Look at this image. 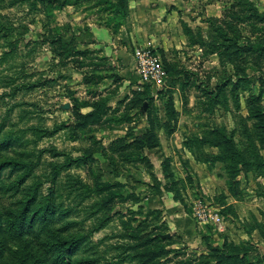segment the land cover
<instances>
[{"label": "rangeland", "instance_id": "1", "mask_svg": "<svg viewBox=\"0 0 264 264\" xmlns=\"http://www.w3.org/2000/svg\"><path fill=\"white\" fill-rule=\"evenodd\" d=\"M235 1L183 0L184 11L180 12L184 13V16L179 15L184 21H178L181 37H184L181 22L193 29L194 33L197 28L206 32V18L223 19L233 5L234 10L242 9L237 2L243 0ZM247 1L259 13H264V0ZM78 11L81 17L77 20L73 19V14L68 9L55 11L54 19H48L47 24L44 22V31L40 23L44 20L42 13L37 14L35 22L30 24L32 16H26L22 9L2 11L14 27L21 25L27 28H19L16 32L22 33L21 35L14 34L8 38L9 42L17 41V56L10 63L0 66V77H12L14 86L19 87L16 90L0 89V95L2 92L8 94L0 99V126H3V130H17L31 125L50 130L62 124L71 127L75 123L74 113L77 109L82 115L92 110L90 106L79 105H91L105 98L108 100L107 111L98 125L87 127L84 133L75 131L74 140H70L68 129L60 131L50 138L41 139L36 147L38 150H47L42 156L45 164L71 163L67 171L77 175L85 184L92 186L99 180L121 185L115 188L120 195L109 205L110 220L91 237L93 242L101 241L100 250L109 245L120 248L117 252L109 251L107 259L120 253L123 258L125 254L137 250L153 251L162 246L165 251L157 257L158 264H185L187 261L190 264H203L205 259L202 260V257H207L210 247H221L224 239L236 246L245 245L250 262L264 257V242L259 232L260 228L264 232V172L261 175L249 173L238 176L235 179V196H232L228 191V179L222 164H216L213 168L204 164L205 167L203 163L198 166L192 162L190 165L192 160L188 159L187 152L193 160L196 159L189 149L185 145L178 149L174 138L172 141H165L162 134L165 149L159 146V149L141 151L140 155H137L139 151L135 143L148 130V117H152L155 122L159 119L161 125L166 93L170 92L178 112L175 125V128H178L177 144L182 142L181 139L200 134L204 128L218 127L225 128L228 133L234 132V141L240 147L242 141L237 134V123L239 118H247L250 98L259 96L258 105L264 110V61L249 55L238 61L237 67L245 69L248 83L244 89L238 91L236 113H233L231 101L228 104L230 112H225L218 105L213 109V113H208L200 104L205 102L203 88L209 87L213 90L215 82H221L224 77L223 70L226 75L232 76V66L226 65L225 69H222L215 55L202 56L201 49L197 46L189 48L186 41V46L181 44L186 49L175 51L176 54L171 52L163 58L165 62H177L180 68L195 74L188 81L190 85L180 90L182 77L180 80L175 78L169 82L167 79L166 88L161 90L162 98L158 97V93L156 97L153 94L151 105H146V110L142 112V106L133 102L135 93L139 92L142 86L139 85L140 88L136 90L129 89L127 85L122 86L118 75L121 67L118 60L105 57L98 49H87L86 54L75 57L74 54L68 55L67 58L59 55L62 51H58L59 44L52 42L54 36L63 35L65 32L76 36L75 32H81L88 21L103 24L110 17L108 13H100V8L95 7L79 8ZM122 13L121 11L115 18L116 22L120 21ZM241 34L243 37H250L251 41L255 38L248 29L241 31ZM42 35L47 40L43 45L35 46L33 42ZM68 35L63 37V44L74 47V39ZM4 44L0 39V56L1 52L5 51ZM75 48L81 50L77 46ZM155 51L160 54L157 49ZM128 52H132L133 56L132 48H129ZM178 52L183 55L178 56ZM31 86L37 87L27 88ZM112 97L114 104L109 102ZM64 103L70 104L69 110L59 109L58 106ZM23 112L30 113L22 118L20 116ZM251 124L252 121L248 120L247 126ZM26 136L31 138L30 134ZM120 140L121 143L118 142ZM128 144H132V147H128L129 151L122 155L121 148ZM31 148L32 145H29L28 149ZM15 150L16 148L10 153ZM54 151L61 156L53 157ZM215 153V149L204 151L206 158ZM260 154L264 157L263 151ZM122 159L129 162L124 165ZM196 167L199 169L197 174L201 177L196 176ZM43 172L40 167L36 170L37 175ZM63 175L61 173V177ZM208 175L212 177L211 180H207ZM49 188L50 183L45 182L42 193L47 194ZM169 194L182 206L179 210H185L187 215V219L175 226L170 224V228V218L167 220L164 214V203L171 201L168 199ZM199 196L213 204L212 207L216 206L219 211L221 210L217 203L222 204L225 210H232L223 221L224 230L221 233L210 225H199L193 217L189 208ZM13 200L5 196L3 202L8 206ZM86 204L89 206V203ZM166 204L168 205V202ZM164 234H169L170 237L161 239L163 242H150L141 247L144 240H153ZM107 264L112 263L109 261Z\"/></svg>", "mask_w": 264, "mask_h": 264}, {"label": "trees", "instance_id": "2", "mask_svg": "<svg viewBox=\"0 0 264 264\" xmlns=\"http://www.w3.org/2000/svg\"><path fill=\"white\" fill-rule=\"evenodd\" d=\"M127 3L128 0H0V39L5 43V51L1 52L0 56V66L10 63L17 56V41L9 42L8 38L13 37L14 34L21 35L22 33L16 32L19 28L27 29L26 26L14 27L10 24L6 15L2 14L4 10L22 9L26 16H32L29 20L30 24L35 22L37 14L42 13L44 20L40 23L44 31L45 23L47 24L48 19H54L55 11L62 10L67 5L77 8L86 4L90 6L89 9L100 8V13H108L109 19L102 25L115 32L124 24L128 13ZM237 5L242 9L234 10L233 5L223 19L206 18L208 27L206 32L197 28L194 33L193 29L181 22L189 48L197 46L201 49L202 56L215 55L222 69H225L226 65L232 66V76L226 75L223 70L224 77L221 78V82L219 80L215 82L213 90L209 87L203 88L205 102L200 104L208 113H213V109L218 105L225 112H230L229 101L232 102L233 113H236L238 91L244 89L248 83L245 69L237 67L238 61L245 55L264 61V13H259L247 0L238 1ZM121 11L123 12L121 19L116 22L115 18ZM247 29L251 35L255 36L253 41L250 37L242 36L241 31ZM43 34L45 35V32ZM67 35L68 33L65 32L63 35L52 38L53 43L59 44L58 51H62L59 55L67 58L71 54L75 57L87 53V50L75 48L77 46L75 35H68L74 39V47L63 44L65 43L62 41L63 37ZM46 40L42 35L33 43L35 46L43 45ZM160 57L168 82L175 78L180 80L182 77L179 83L180 90L190 85L188 81L195 74L180 68L177 62H165L163 55ZM90 80L91 78L88 79ZM100 80L101 78L98 79ZM14 83L12 77H0V89L16 90L19 87L14 86ZM35 87L37 86L27 88ZM140 91L135 93L133 102H138L140 106L144 103L150 106L153 99L151 86L143 84ZM157 93L158 97L162 98V91ZM170 95V92L166 93L161 125H159V119L155 122L152 117H148V130L144 132L140 140L135 142L139 151L137 155H140L141 151H152L159 147L158 130H163L166 135L174 132L178 112ZM4 96L8 94L2 92L0 99ZM258 100L259 96L251 97L248 102L247 118L238 119L237 134L242 141L240 147L234 141V132L228 133L225 128L218 127L204 128L200 134L191 135L185 140L184 145L197 162L208 165V168H213L216 164L223 165L228 179V191L232 196H235L237 186L235 179L238 176L249 173L261 175L264 172V157L260 154L261 151L264 152V110L258 105ZM107 101L104 98L91 105H79V107L90 106L92 110L82 115L77 109L74 113L76 120L71 127L62 124L50 130L31 125L4 131L3 126H0V264H107L109 261L112 264H158L157 257L165 251L162 246L153 251L137 250L125 254L123 258L120 257V253L107 259L109 251L117 252L120 248L109 245L100 250L101 241L93 242L91 237L110 220L109 205L115 197L120 195L115 188L121 185L99 180H96L92 186L85 184L77 175L67 171L71 163L59 165L48 162L45 164L42 156L47 150H38L36 147L38 141L50 138L60 131L68 129L70 140H74L75 131L84 133L87 127L98 125L106 114ZM27 113L30 112H23L20 117H26ZM147 114L149 115L148 110ZM246 120L252 121L251 126H247ZM27 134H30L31 138H27ZM118 142L121 143V140ZM29 145H32L31 149H28ZM128 147H132V144L121 148L122 155L129 151ZM15 148L16 150L10 153ZM205 149H215L216 153L206 158ZM59 156L61 154L53 152V157ZM122 161L124 165L129 162L125 159ZM39 167L44 170L41 175L36 174ZM61 173L64 174L62 177ZM45 182L50 183V188L44 195L42 186ZM5 196L14 199L8 206L3 202ZM86 203H89V206ZM216 205L221 210L219 214L225 218L232 211L229 208L225 210L220 203ZM259 232L264 242V232L261 228ZM159 238L144 240L141 247L150 242L164 241ZM247 252L245 245L236 246L224 239L221 247H210L207 257L203 256L202 260L205 259L203 264L211 262L214 264H264V257L258 258L255 262L248 261ZM185 264L190 262L187 261Z\"/></svg>", "mask_w": 264, "mask_h": 264}, {"label": "crops", "instance_id": "3", "mask_svg": "<svg viewBox=\"0 0 264 264\" xmlns=\"http://www.w3.org/2000/svg\"><path fill=\"white\" fill-rule=\"evenodd\" d=\"M182 2L183 0H128V13L124 25L114 32L101 23L94 24L88 21L81 32H75L76 45L81 50L98 49L105 57L118 60V64L121 66L119 67L118 75L121 78L122 86L127 85L132 90L139 89L140 81L139 76L135 72V60L131 55L132 52L129 54L128 49L150 44L165 57L171 52L176 54L175 51L186 49L181 46V44L186 46V37H181L178 26L179 19L183 20L180 15L184 16V13L180 12L184 11ZM86 7L90 8L86 4L77 8L67 5L62 10H70L73 14V19L77 20L81 17L78 9H85ZM177 55L181 56L183 53L178 52ZM112 100L114 98L110 99L109 102L114 104ZM177 130L178 128L176 127L170 135H166L163 130L159 131V146L162 149L166 147H164L165 143L161 139V134L164 136L165 141H172L174 138V144H176L178 149L184 147L186 138L181 139L180 141L182 142L177 144ZM156 149H159V147ZM187 154L188 159L192 160H190V165L192 162L194 164L197 163L198 166L201 165V163L193 160L190 153L187 152ZM197 170H199L198 167L195 168L196 176L201 177V175L197 174ZM210 177L208 175L207 180H211L212 177ZM171 195L169 194L168 196V199L171 200H167L168 205L166 204L167 202L164 203V214L167 216L166 219L170 218V220L167 219L169 228L170 224L175 226L187 219L185 210H179L182 206Z\"/></svg>", "mask_w": 264, "mask_h": 264}, {"label": "built area", "instance_id": "4", "mask_svg": "<svg viewBox=\"0 0 264 264\" xmlns=\"http://www.w3.org/2000/svg\"><path fill=\"white\" fill-rule=\"evenodd\" d=\"M135 60V72L139 76L140 85L148 84L156 97L157 92L166 88L167 73L162 64L160 55L150 45L140 46L133 49ZM208 203L202 196L194 200L190 209L193 217L199 225H210L218 232H222L225 217L219 214L218 208Z\"/></svg>", "mask_w": 264, "mask_h": 264}, {"label": "water", "instance_id": "5", "mask_svg": "<svg viewBox=\"0 0 264 264\" xmlns=\"http://www.w3.org/2000/svg\"><path fill=\"white\" fill-rule=\"evenodd\" d=\"M59 109L61 110H69L70 109V104L69 103H64V104H60ZM142 112H144L146 110V103L143 104V106L141 107ZM160 239H167L170 237L169 234H164V235H159Z\"/></svg>", "mask_w": 264, "mask_h": 264}]
</instances>
